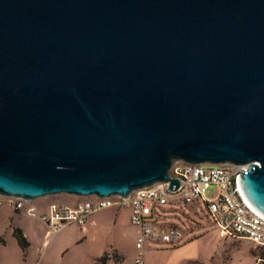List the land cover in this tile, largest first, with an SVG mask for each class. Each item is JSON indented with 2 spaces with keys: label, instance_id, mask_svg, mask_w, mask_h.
I'll use <instances>...</instances> for the list:
<instances>
[{
  "label": "water",
  "instance_id": "95a60500",
  "mask_svg": "<svg viewBox=\"0 0 264 264\" xmlns=\"http://www.w3.org/2000/svg\"><path fill=\"white\" fill-rule=\"evenodd\" d=\"M249 165L264 215V0H0V195H118Z\"/></svg>",
  "mask_w": 264,
  "mask_h": 264
},
{
  "label": "built area",
  "instance_id": "2783aa9c",
  "mask_svg": "<svg viewBox=\"0 0 264 264\" xmlns=\"http://www.w3.org/2000/svg\"><path fill=\"white\" fill-rule=\"evenodd\" d=\"M247 165L196 164L176 162L171 168V178L181 180L177 191L168 190V183L133 191L127 197L118 195L102 198L100 196L78 197L80 201L69 204L50 203L46 211L38 215L33 206L35 200L0 195V207L11 205L15 210L43 221L48 227V236H54L64 226L86 225L98 212L110 208L130 209L131 222L137 229L136 249L139 258L136 264H145L146 244L148 241L165 244L175 248L183 243L182 231L177 223L162 218L164 207L172 199L184 205H196L204 202L208 216L220 227L223 238L244 239L255 245L259 251L256 264H264V215L252 207L246 200L239 180ZM216 186L220 189L217 201L208 202L205 198L208 190ZM37 201V200H36Z\"/></svg>",
  "mask_w": 264,
  "mask_h": 264
},
{
  "label": "rangeland",
  "instance_id": "374dc122",
  "mask_svg": "<svg viewBox=\"0 0 264 264\" xmlns=\"http://www.w3.org/2000/svg\"><path fill=\"white\" fill-rule=\"evenodd\" d=\"M218 196H220V189L213 186L208 190L205 198L208 202H213L218 200ZM45 199V201L51 203L69 204L68 200L73 198L63 194L49 196ZM163 209L162 218L164 217V220L167 222L178 224L184 241H199L195 245L192 254L197 255L201 263L212 264L214 262V264H218L222 260L227 247H223L221 242L224 239L220 234V227L207 215L208 210L204 202L188 206L177 199H172L168 206H165ZM104 211L107 212L98 215L91 221L89 220L87 225H67L61 228L55 234H58V237L53 240V244L57 240H59V243L62 242V245H60L63 247L61 248V252L58 253H66L67 258L76 262L82 257H86L96 251L103 252V255L107 250L108 253L117 250L125 258L123 264H136L135 261L139 258V252L135 244L137 243V229L131 222V210H118L116 207ZM82 234L86 236L87 240L77 243L76 241ZM58 248L60 251V247ZM68 248H70L69 252ZM171 250L173 248L165 244L148 241L146 244V253L148 254L145 256V263L178 264L183 258L179 254L167 253V251ZM233 251L235 252L236 249H233ZM241 252L249 254L246 246L241 248ZM255 252L258 254L259 251L254 249V255H256ZM198 262H193L192 264H200Z\"/></svg>",
  "mask_w": 264,
  "mask_h": 264
},
{
  "label": "crops",
  "instance_id": "0c3cea01",
  "mask_svg": "<svg viewBox=\"0 0 264 264\" xmlns=\"http://www.w3.org/2000/svg\"><path fill=\"white\" fill-rule=\"evenodd\" d=\"M69 197L73 198L68 200L69 204H71L70 206L76 205L80 201L78 197ZM45 200V198H42L33 202L32 205L36 207L38 214L44 213L46 207L51 203ZM106 212L107 211H103L102 213L98 212L89 220L91 221L98 215ZM17 228H19L27 238L26 240L28 241L29 246L26 250H23L16 240L17 238L14 235V231ZM57 237L58 234L54 237L48 236V227L40 219L21 213L20 211L15 210L11 205L0 207V264H95L97 258H101L104 254L108 253V250L105 251L103 255V252L96 251L95 253H91L86 257H82L79 261L74 262L67 258L66 253H58L61 252L63 246H61L62 242H58L59 240L53 244V240ZM223 239L224 240L221 243L223 244V247L227 248L222 260L218 264H256L258 255L253 254L255 245L244 239ZM86 240V236L82 234L76 242L82 243ZM198 243V240L190 242L184 241L183 244L173 248L171 251H167V253L181 255L183 260H180L178 264H192L193 262L198 261V263L203 264L197 255L192 254L195 245ZM243 246L247 247L248 255L241 252ZM58 247H60V251L58 250ZM233 249H236V251L234 252ZM67 250L69 252L70 248ZM117 252L119 253V251ZM147 254L148 253H145V256H147ZM124 259L125 258H123V261ZM123 261L120 264H123ZM108 264H115V262L110 260ZM212 264H214V262H212Z\"/></svg>",
  "mask_w": 264,
  "mask_h": 264
},
{
  "label": "trees",
  "instance_id": "16d2710c",
  "mask_svg": "<svg viewBox=\"0 0 264 264\" xmlns=\"http://www.w3.org/2000/svg\"><path fill=\"white\" fill-rule=\"evenodd\" d=\"M14 235L17 238L16 240L19 243V246L23 250H26L28 248V246H29V243L26 240L27 238L24 236L23 232L19 228H17L14 231ZM256 255H258V254L256 253ZM123 258L124 257L122 255L117 253V250H114L111 253L104 254V256H102L101 258H97L96 261H95V264H108V262L110 260L114 261L115 264H120V263H122Z\"/></svg>",
  "mask_w": 264,
  "mask_h": 264
}]
</instances>
